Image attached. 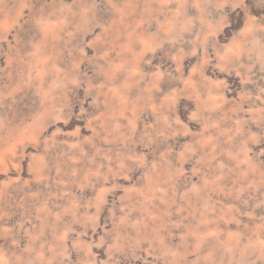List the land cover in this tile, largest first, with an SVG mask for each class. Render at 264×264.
<instances>
[{"label":"rangeland","instance_id":"1","mask_svg":"<svg viewBox=\"0 0 264 264\" xmlns=\"http://www.w3.org/2000/svg\"><path fill=\"white\" fill-rule=\"evenodd\" d=\"M0 264H264V0H0Z\"/></svg>","mask_w":264,"mask_h":264}]
</instances>
